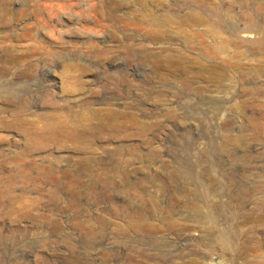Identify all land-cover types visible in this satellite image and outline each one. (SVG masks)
I'll return each instance as SVG.
<instances>
[{"label": "rangeland", "instance_id": "obj_1", "mask_svg": "<svg viewBox=\"0 0 264 264\" xmlns=\"http://www.w3.org/2000/svg\"><path fill=\"white\" fill-rule=\"evenodd\" d=\"M211 6L264 18V0H0V264H264V50L166 22ZM28 109L79 130L40 136Z\"/></svg>", "mask_w": 264, "mask_h": 264}, {"label": "bare ground", "instance_id": "obj_2", "mask_svg": "<svg viewBox=\"0 0 264 264\" xmlns=\"http://www.w3.org/2000/svg\"><path fill=\"white\" fill-rule=\"evenodd\" d=\"M212 1V0H211ZM210 0H198V3H210L211 2ZM225 1V0H224ZM237 1V0H236ZM62 2V1H61ZM195 2V1H194ZM197 2V1H196ZM252 2V1H251ZM258 2V1H257ZM43 3V2H41ZM63 3V2H62ZM217 3V2H216ZM212 5V4H211ZM231 5V4H230ZM253 5V4H252ZM70 6V5H69ZM258 6V5H257ZM61 8V7H60ZM59 8V9H60ZM46 10V8H44ZM247 9V8H246ZM244 9V11L246 10ZM250 9V8H249ZM263 9V8H262ZM61 10V9H60ZM180 10V9H179ZM193 10V13L190 14V12H188L187 15H181L180 13H178V15H174V17H169L166 19V22L168 24H173V23H176L178 26L180 27H205V30L201 33H199V36L205 38V36H208L210 37L211 39V43H210V50L213 52V53H226L227 52V44L229 43H234V45H238L237 47H239L241 44H243L245 42V40L243 39V36L244 35L243 33H245V35H250V36H255L256 39L253 41L251 40V38L247 39L249 42L250 41H253L252 44H253V47L256 49V50H264V21L262 19V21H256V19L254 20L252 17V19L250 18V15L249 14H245V15H241V16H244L242 17V19L244 20L245 24H246V28L243 30H240L238 29L237 27H234V25L230 24H225V22L222 20V13L223 11L221 9H219L218 7L216 6H211V10H210V13L207 12L206 10L204 9H199V10H196V9H191ZM259 10V9H258ZM31 11V10H30ZM59 11V10H58ZM63 11V10H62ZM66 11V10H65ZM227 11V10H226ZM261 11V10H260ZM1 12V11H0ZM3 12V11H2ZM32 12V11H31ZM37 12V11H36ZM47 13V12H46ZM59 13V12H58ZM245 13V12H244ZM248 13V11L246 12ZM228 14V13H227ZM3 16V15H1ZM0 16V22L1 24H3L5 26L8 25L7 23L9 22L8 21H3L1 18H4V17H1ZM35 16V15H34ZM49 16V15H48ZM224 17V16H223ZM229 17V16H228ZM6 19V17H5ZM46 19V18H45ZM165 19V18H164ZM49 20V19H48ZM156 20V18L154 19ZM157 20H160V21H157L155 22V24L157 25H161L162 24V20L163 19H157ZM165 23V22H164ZM166 23V24H167ZM42 26V25H41ZM236 26V25H235ZM195 28V29H196ZM198 30V29H197ZM200 30V29H199ZM228 32L229 33V37L227 38H224L222 37V33L223 32ZM188 32H190L188 30ZM195 33V32H194ZM192 34V33H190ZM187 35V34H186ZM194 35V34H192ZM31 36V35H30ZM32 37V36H31ZM254 37V38H255ZM34 38V37H33ZM202 38V39H204ZM207 38V37H206ZM253 38V39H254ZM34 41V40H33ZM207 41H208V38H207ZM247 44V43H246ZM245 44V45H246ZM206 46V45H205ZM204 46V47H205ZM229 47V46H228ZM241 47V46H240ZM7 48V47H6ZM207 48V46H206ZM17 50V49H16ZM14 51V50H13ZM208 51V50H207ZM240 51V50H239ZM258 51V52H259ZM25 52V51H24ZM205 52V51H204ZM257 52V53H258ZM26 53V52H25ZM49 54V53H48ZM210 54V53H208ZM223 54V55H224ZM260 54V52H259ZM212 55V53H211ZM222 55V56H223ZM21 56V54H20ZM50 56V55H49ZM210 56V55H209ZM240 57V56H239ZM14 58V57H13ZM213 58V57H212ZM232 58V57H231ZM262 58V57H261ZM30 59V58H29ZM260 59V58H259ZM20 60V59H19ZM233 60V59H232ZM12 61V60H11ZM12 63V62H11ZM25 63V62H24ZM7 64V62H6ZM32 64V63H31ZM261 65V63H259ZM34 65V64H33ZM32 65V66H33ZM259 65V66H260ZM263 66V64H262ZM73 68V67H72ZM83 68V67H82ZM69 69V68H68ZM66 72V71H65ZM64 72V73H65ZM72 72V71H71ZM68 73V71L66 72V74ZM70 73V72H69ZM68 73V75H69ZM73 73V72H72ZM65 74V75H66ZM67 76V75H66ZM72 76V75H71ZM20 101V100H19ZM22 104V103H21ZM15 107V106H14ZM20 109V106L18 107ZM17 108V109H18ZM23 108V107H22ZM11 112H15L16 111H11ZM107 112V111H106ZM14 113V114H15ZM2 113H0L1 115ZM5 114V113H4ZM13 114V116H14ZM12 116V117H13ZM18 116L15 120V122L17 124H19V126H21L22 128L24 129H28L29 131H32L33 133H36L40 136H45L46 134H51V133H63V134H71L72 136H75L77 133L76 131H78V127L74 124L73 126L72 125H69V121L67 120V118L63 117L62 115L59 114V112L57 113V110L56 111H51V112H47V113H44L40 116V123L37 122V119L36 121L33 119V121L30 119V121H26L24 116H36V114H34L33 112H31V110H22V111H19V114L16 115ZM8 118V117H7ZM72 118V117H71ZM1 119V118H0ZM4 119H6V116H4ZM9 119V118H8ZM27 119V117H26ZM28 119V120H29ZM3 121V120H1ZM7 121V120H6ZM14 121V120H12ZM39 121V119H38ZM5 122V121H4ZM14 122V123H15ZM78 123V122H77ZM83 124V123H82ZM79 125V124H78ZM82 127V125H81ZM25 132V131H24ZM30 133V132H29ZM55 134V135H56ZM75 134V135H74ZM37 135V136H38ZM54 135V136H55ZM1 136V135H0ZM27 136V135H26ZM52 136V135H51ZM53 136V137H54ZM34 137V136H33ZM49 137V136H48ZM52 137V138H53ZM3 138V137H2ZM37 138V137H36ZM35 138V139H36ZM38 141V140H36ZM50 141V140H49ZM53 141V140H52ZM40 142V141H39ZM42 142V141H41ZM44 144V143H43ZM24 163V162H23ZM18 181V180H17ZM14 182V181H13ZM12 182V183H13ZM21 182H24V181H20ZM11 183V182H10ZM16 184V183H15ZM26 184V183H25ZM24 184V185H25ZM22 184H20L21 186ZM28 185V184H26ZM11 186V185H10ZM16 186H18L16 184ZM23 187V186H22ZM255 211V210H254ZM249 212V211H248ZM251 213V212H250ZM246 215V214H245ZM249 215V214H248ZM247 215V216H248ZM251 217V216H250ZM255 217V216H254ZM248 217H246L247 219ZM253 219V218H252ZM245 220V219H243ZM249 220V219H248ZM241 221V220H240ZM247 221V220H245ZM213 256V255H211ZM217 264V263H216Z\"/></svg>", "mask_w": 264, "mask_h": 264}]
</instances>
